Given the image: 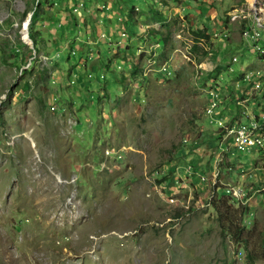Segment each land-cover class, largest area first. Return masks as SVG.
Here are the masks:
<instances>
[{
	"label": "rangeland",
	"instance_id": "1",
	"mask_svg": "<svg viewBox=\"0 0 264 264\" xmlns=\"http://www.w3.org/2000/svg\"><path fill=\"white\" fill-rule=\"evenodd\" d=\"M59 1L0 0V264H264V0H157L130 35L121 2Z\"/></svg>",
	"mask_w": 264,
	"mask_h": 264
},
{
	"label": "trees",
	"instance_id": "2",
	"mask_svg": "<svg viewBox=\"0 0 264 264\" xmlns=\"http://www.w3.org/2000/svg\"><path fill=\"white\" fill-rule=\"evenodd\" d=\"M74 2H76V0H73ZM157 2V0H116V2L117 3H119V2H121L122 4H123V6L124 7H122V11L120 12L121 14H118V15H120V17H121V19L123 20V23L126 25L124 28L126 29V32H127V34H133L134 32L135 33H138V31H137V29H136V27L135 26H133V25H131L130 24V21H129V16H130V14L132 13V11H134L135 9H137L136 7L139 5V6H141V7H143L144 5H145V7L146 8H149V11H150V13L154 16V18L157 20V21H159V22H161V25H162V23H164L165 22V15L163 16V12L162 11H159V9H157V8H155L154 7V3H156ZM61 2V0L59 1V3ZM164 3V2H163ZM64 3H62V5H63ZM78 3L76 2V3H74L73 5H77ZM147 4V5H146ZM61 5V6H62ZM79 5H80V3H79ZM102 5H105V3L104 4H102ZM101 7V6H100ZM105 6H102L101 8H104ZM82 9V11L84 10L83 8H81ZM162 12V13H161ZM123 15V16H122ZM35 17V15H34V12H32V14H31V19L32 18H34ZM65 18V20H64V23L63 24H61V25H63L65 28H67V27H72L71 29L72 30H76L77 28V25H76V23H75V21H74V18H73V16H72V13H70V15H68V17H64ZM91 20V18H90V16H89V18L87 19V23H90V22H92V21H90ZM70 23H74V26H72ZM60 24V23H59ZM65 24V25H64ZM61 25H57V27L58 28H60L61 27ZM68 29V28H67ZM139 29V28H138ZM74 30V31H75ZM151 31H152V35L151 36H149V38L150 39H153V40H156V37H155V35L156 34H158V32L157 31H153V29H150ZM149 30V31H150ZM89 34H92V32H90ZM194 34L197 36V40H198V37L200 38V37H207L205 34H204V32L202 31V30H199V29H196L195 31H194ZM32 34L29 36L30 37V39L33 41V44H34V39L32 38ZM157 41V40H156ZM160 40L158 39V42H159ZM162 41V40H161ZM160 41V42H161ZM164 41V40H163ZM162 41V42H163ZM33 46H35V45H33ZM90 49V50H89ZM87 48V50H89L90 52H91V56H88L90 59V61H88L87 63H85V65H83V67L81 68V70H78L77 72H75V77H74V82L75 81H79V82H81V81H86V80H88V81H94V82H102L101 81V79H99V74H100V69H101V67L103 66V67H106V68H108L109 67V62H110V60L109 61H107V62H105V63H103V61L101 60V63H100V59L98 60V61H96V60H94V57L95 56H97V54L96 55H94V56H92L93 55V52L91 51V50H93V48ZM126 49V50H125ZM124 50H125V53H124V56H121L120 58L122 59L121 61H124L123 59H125V57L126 56H133L134 55V52H135V50L133 49V48H125ZM70 50L72 51V49L70 48ZM128 53V54H127ZM58 54V53H57ZM74 55V59H73V57H72V55ZM71 54H69V57H70V55H71V57L70 58H72V61H73V64L74 63H76V60L81 56V54H79L78 53V51H74L73 50V52L71 53ZM59 55L60 54H58L57 56H58V58H59ZM64 55V54H63ZM67 56V55H66ZM57 58V57H56ZM56 58H54V59H56ZM67 59H68V57H67ZM66 59V60H67ZM86 59H88L86 56H85V59H84V62L86 61ZM111 64H112V62H111ZM72 65V64H71ZM70 65V66H71ZM113 65V64H112ZM111 65V67H112V70L114 71V67ZM74 66H76V65H74ZM132 67H134V66H132ZM71 68H73V67H70V69ZM74 69V68H73ZM88 71H91V72H93V76L92 77H90V78H88L87 79V74H89L88 73ZM133 72H134V70H132L131 72H128V73H123V74H125V75H127V76H125V75H123L124 77H127V78H129L132 74H133ZM96 76H95V75ZM135 75V74H134ZM251 78L252 79H254L255 77H254V75H251L250 76V78H248L247 80H245L246 82H245V84L247 85V84H249V83H253L254 81H251ZM219 95H220V98L222 97V94L219 92ZM229 101H226V105H230V104H235L236 102H238L237 100H234V96H229V99H228ZM219 101H220V99L218 100V105H219ZM223 103H224V100H223ZM224 105V104H223ZM223 115V114H222ZM216 117H219V118H222L220 115H219V113L218 114H216L215 115ZM207 118H209V117H207ZM210 119V118H209ZM223 119V118H222ZM212 124V123H211ZM221 147H223V145L221 146ZM237 149V148H236ZM238 150V149H237ZM228 151V152H227ZM227 151H226V153H232V147L231 148H228L227 149ZM239 152H241V153H245V151L246 150H244V151H240V150H238ZM246 152H248V150L246 151ZM233 154V153H232ZM244 190V189H243ZM245 191V190H244ZM245 195H246V192H245Z\"/></svg>",
	"mask_w": 264,
	"mask_h": 264
},
{
	"label": "built area",
	"instance_id": "3",
	"mask_svg": "<svg viewBox=\"0 0 264 264\" xmlns=\"http://www.w3.org/2000/svg\"><path fill=\"white\" fill-rule=\"evenodd\" d=\"M118 35L120 36V34H118ZM106 38L109 39V38H111V36L106 37ZM56 56H57V54H56ZM164 70H165V68H163V69H161L159 71L162 72ZM100 77H103V76H100ZM246 78H250V76H248ZM207 105H209V108H210V111H209L210 123H212V124L215 123L220 128L221 126H219L220 123H219L218 120L223 121V119L219 118V117H216L215 116L216 114H214V113L211 114V112H214L213 107L210 106L209 102H208ZM231 128H234V130L232 131L233 132V136L231 137V140L233 141L235 148H237L240 151H244V150L247 151L250 146H256V142H252L251 141V136H250V131H252L255 128L253 123H251L249 125L248 124H238L236 126H231L228 129L230 130ZM222 130H224V129L222 128ZM245 197H246L245 191L241 190L240 198L244 199Z\"/></svg>",
	"mask_w": 264,
	"mask_h": 264
},
{
	"label": "clouds",
	"instance_id": "4",
	"mask_svg": "<svg viewBox=\"0 0 264 264\" xmlns=\"http://www.w3.org/2000/svg\"><path fill=\"white\" fill-rule=\"evenodd\" d=\"M259 8H260V7H259ZM236 12H238V11H236ZM241 15H242V12H241V13L239 12V17H240ZM229 17H231V15H229ZM236 19H237V18H236ZM245 32H246V31H245ZM246 33H247V32H246ZM251 33H252V34H251V37H254V34H255V33H258V36H257L256 38L259 37V34H262V33H259V31H258L257 29H256V30H253ZM246 36H248V35L246 34ZM260 49H262V48H260ZM53 58H54V57H53ZM101 73H102V72H101ZM88 75H90V74H88ZM100 75H101V74H99V79H101V81H102V80L105 78V77H104V73H102V75H103L102 78L100 77ZM254 80H255V78H254Z\"/></svg>",
	"mask_w": 264,
	"mask_h": 264
},
{
	"label": "bare ground",
	"instance_id": "5",
	"mask_svg": "<svg viewBox=\"0 0 264 264\" xmlns=\"http://www.w3.org/2000/svg\"><path fill=\"white\" fill-rule=\"evenodd\" d=\"M26 23H24V25H25ZM23 39H24V41L26 42V43H29V40L27 39V37H26V35L25 34H23ZM258 129V128H257ZM258 134V133H257ZM260 136V135H259ZM259 136H255V137H251V141L252 142H256V144H258V142H260L259 141V139L261 140V137H259ZM263 137V136H262Z\"/></svg>",
	"mask_w": 264,
	"mask_h": 264
},
{
	"label": "crops",
	"instance_id": "6",
	"mask_svg": "<svg viewBox=\"0 0 264 264\" xmlns=\"http://www.w3.org/2000/svg\"><path fill=\"white\" fill-rule=\"evenodd\" d=\"M112 34L110 33V36H111ZM112 37V36H111Z\"/></svg>",
	"mask_w": 264,
	"mask_h": 264
}]
</instances>
